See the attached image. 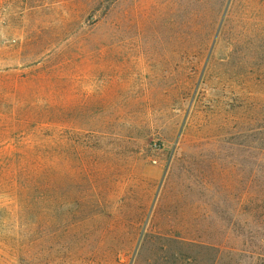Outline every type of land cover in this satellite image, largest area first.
I'll return each instance as SVG.
<instances>
[{
	"label": "rangeland",
	"instance_id": "obj_1",
	"mask_svg": "<svg viewBox=\"0 0 264 264\" xmlns=\"http://www.w3.org/2000/svg\"><path fill=\"white\" fill-rule=\"evenodd\" d=\"M0 264H264V0H0Z\"/></svg>",
	"mask_w": 264,
	"mask_h": 264
},
{
	"label": "bare ground",
	"instance_id": "obj_2",
	"mask_svg": "<svg viewBox=\"0 0 264 264\" xmlns=\"http://www.w3.org/2000/svg\"><path fill=\"white\" fill-rule=\"evenodd\" d=\"M202 176H199L198 179L200 180ZM203 178V177H202Z\"/></svg>",
	"mask_w": 264,
	"mask_h": 264
}]
</instances>
